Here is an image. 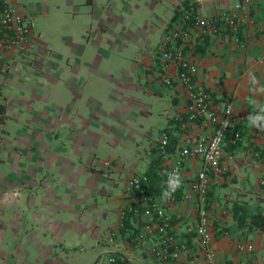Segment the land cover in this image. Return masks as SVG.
Segmentation results:
<instances>
[{
    "label": "crops",
    "instance_id": "crops-1",
    "mask_svg": "<svg viewBox=\"0 0 264 264\" xmlns=\"http://www.w3.org/2000/svg\"><path fill=\"white\" fill-rule=\"evenodd\" d=\"M63 1L62 31L35 29L32 46L0 65V264H94V257L103 264L106 249L123 264H157L137 241L150 218L141 191H127L126 182L166 169L185 133H209L193 122L178 126L185 90L163 81L175 69L156 54L168 27L192 7L203 15L235 13L245 43L208 35L186 45L198 66L195 84L211 93L216 108L232 104L231 128L239 131L225 148L226 173L209 191L216 259L264 264V131L247 119L264 106V0L248 11L233 9L231 0ZM9 2L37 20L55 3ZM40 46L51 54L42 57ZM162 129L170 134L167 158L157 149ZM200 166V157L185 158L175 201L166 205L183 245L181 264H204L193 258L195 199L184 196ZM158 177L144 191L165 202L167 180ZM129 206L135 210L126 212V226L109 246L107 230ZM238 241L253 248L240 250Z\"/></svg>",
    "mask_w": 264,
    "mask_h": 264
},
{
    "label": "built area",
    "instance_id": "built-area-1",
    "mask_svg": "<svg viewBox=\"0 0 264 264\" xmlns=\"http://www.w3.org/2000/svg\"><path fill=\"white\" fill-rule=\"evenodd\" d=\"M256 0H231L235 10L248 9ZM247 9V10H246ZM35 18L32 15L19 12L9 0H0V65L5 62L8 54L13 52L24 53L32 46L35 32ZM239 19L232 11L224 10L218 14L203 15L195 7L183 11L180 18L168 27L163 38L158 44L157 56L160 63L166 67L171 64L174 71L163 76L166 84H178L185 90V114H178L179 127L185 128L188 122L208 128L209 133L194 136L185 133L176 152L166 169L158 173L167 180L165 173L178 170L184 166L187 157H200L201 166L195 176L189 181V190L185 197H194L196 208V223L194 227L197 236L198 254L204 264H218L216 251L212 244L211 213L209 208V191L214 177L223 178L227 170L224 155L229 139L239 136V131L232 130L235 113L230 102H225L221 109L214 106L211 93L194 81L198 70L196 61L186 52L187 43L200 41L205 36H216L223 41L234 39L240 42ZM244 45V41L240 42ZM40 57L34 59L41 61ZM261 61L262 58H259ZM34 63V60H33ZM227 123V125H225ZM170 134L167 129H162L157 141V149L161 156L170 155ZM264 163V154L260 156ZM149 181L147 172L133 174L126 182L127 191H141V201L144 203V212L150 218L137 233V241L146 244L148 253L156 260L157 264H181L180 253L183 245L179 242L171 228V216L166 211V205L175 201L173 193L171 199L160 202L146 192H142L143 182ZM264 186V177L260 179ZM127 210H135L129 206ZM126 209L121 211V217L116 225L111 226L105 235L106 243L116 244V237L120 230L125 228ZM240 250L250 251L251 242L238 241ZM103 264H115L117 255L111 249L105 250Z\"/></svg>",
    "mask_w": 264,
    "mask_h": 264
},
{
    "label": "rangeland",
    "instance_id": "rangeland-1",
    "mask_svg": "<svg viewBox=\"0 0 264 264\" xmlns=\"http://www.w3.org/2000/svg\"><path fill=\"white\" fill-rule=\"evenodd\" d=\"M49 3H54V5H52V8L50 9V11L46 14L43 15L41 18H39L38 20L35 19V28L38 31L39 29H42L45 31V33L47 35H50L51 32H61L62 29L64 28V24H65V6H64V1L63 0H47ZM59 4L60 7H56L55 5ZM54 29V30H53ZM56 30V31H55ZM41 52L40 54L43 55L42 57L46 56V55H50L51 51L48 52V50H46V48H44L43 46H40L39 49ZM38 50V51H39ZM88 249V248H87ZM89 250V249H88ZM87 253V251H86ZM102 258L101 259H96L95 257L93 258V263L94 264H101L102 263Z\"/></svg>",
    "mask_w": 264,
    "mask_h": 264
},
{
    "label": "clouds",
    "instance_id": "clouds-1",
    "mask_svg": "<svg viewBox=\"0 0 264 264\" xmlns=\"http://www.w3.org/2000/svg\"><path fill=\"white\" fill-rule=\"evenodd\" d=\"M249 126L264 131V106L259 107L256 114L248 116ZM227 125V123H225ZM167 175L166 188L162 192V199H171L173 193L180 187L182 181L178 170L165 173Z\"/></svg>",
    "mask_w": 264,
    "mask_h": 264
},
{
    "label": "trees",
    "instance_id": "trees-1",
    "mask_svg": "<svg viewBox=\"0 0 264 264\" xmlns=\"http://www.w3.org/2000/svg\"><path fill=\"white\" fill-rule=\"evenodd\" d=\"M176 13H178V10H177V12H175L174 14H176ZM4 110H5V105H4V103L3 102H1L0 101V120H2L3 118H4ZM170 144V148H171V143H169ZM91 168L92 169H96L95 167H92L91 166ZM148 174H149V181L146 183V182H143V184H142V190H143V192H145L144 190V188L145 187H148L149 186V184L151 183V181H153V180H155V181H160V178L158 177V173H157V171L155 170V169H149L148 171H146ZM226 173V172H225ZM162 180V179H161ZM154 181V182H155ZM163 183H165V181H163ZM127 210V209H126ZM128 211V210H127ZM130 211H132V210H129V212ZM126 218H127V216L125 215V222H126ZM263 218H264V216H263ZM115 264H123V260H118V258H117V262L115 263Z\"/></svg>",
    "mask_w": 264,
    "mask_h": 264
}]
</instances>
